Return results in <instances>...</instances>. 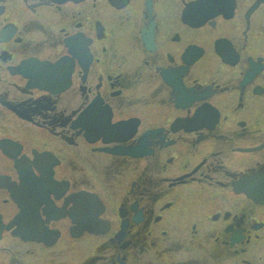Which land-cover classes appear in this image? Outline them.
I'll return each instance as SVG.
<instances>
[{"label": "flooded vegetation", "instance_id": "af4514ba", "mask_svg": "<svg viewBox=\"0 0 264 264\" xmlns=\"http://www.w3.org/2000/svg\"><path fill=\"white\" fill-rule=\"evenodd\" d=\"M0 264H264V0H0Z\"/></svg>", "mask_w": 264, "mask_h": 264}]
</instances>
